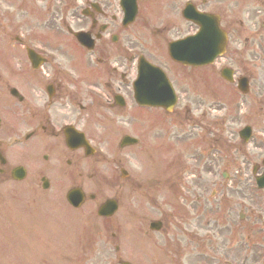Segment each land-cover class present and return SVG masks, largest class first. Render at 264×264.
<instances>
[{"label": "rangeland", "instance_id": "obj_1", "mask_svg": "<svg viewBox=\"0 0 264 264\" xmlns=\"http://www.w3.org/2000/svg\"><path fill=\"white\" fill-rule=\"evenodd\" d=\"M113 1L115 2L116 0ZM164 1L166 0H140L142 15L146 10V17H148L142 19H147L149 23H155L158 27L167 26L168 22L178 14V8L171 4L169 9L166 7L157 9V6ZM36 2L39 3L40 0H24L22 3L20 0H0L1 38L5 34L10 36L11 39L14 36H20L22 39L29 38L31 43L35 41L37 43L35 45L42 47V32L46 20L37 17L39 10H34L33 5ZM16 5L21 9L16 8ZM150 8L154 10V13L149 11ZM16 10L17 12H15ZM36 11L37 13H35ZM58 22L60 21L55 23L56 28ZM72 22L67 16L63 25L69 26L73 30H79L80 25L76 26ZM33 33L37 36H32ZM63 35L65 37L58 36L56 38L62 43L61 49L64 52L70 51L74 53L70 41L66 38L65 31H63ZM132 35H134V32ZM1 38V48L5 49ZM130 39H132V36ZM48 41L53 43L51 37L48 38ZM135 47L141 50L139 45L135 44ZM118 48L122 49L123 47L118 46ZM0 62L1 64L4 62V57H0ZM78 64L82 67L80 59H78ZM82 77L85 79L90 77V75L89 73H82ZM178 81V77L175 76V83L177 84ZM187 82L190 83L191 81L188 79ZM199 82L210 86L209 82L202 80H199ZM261 83L264 85L263 74ZM215 84V92L203 94L206 100H200L198 95H194L188 100L190 102L189 117L185 116L182 106L179 107L177 115H171L170 117L160 116L156 112H145V110L141 109H136L133 112L132 117L136 120V128H134V120H132L130 132L133 133L131 136L140 140L137 146L134 145L130 149L131 151L126 153L130 163V171L133 175H131L132 179L130 178L131 181L128 183L125 193L121 194L122 187L117 185V183H122V181L118 179L117 165L113 161L117 156L114 153L116 150H113V152L106 145L101 147V150L106 154V160H100L97 157L99 161H102V164L99 165L101 172H97L95 176L89 177L93 172L90 171L88 162H81L83 163L81 165L82 187L87 193L95 195V201H91L80 211L83 226L81 227L80 236L76 237L75 245L72 242V238L64 231L63 237L60 234L57 235L51 232L48 236L51 240L43 242V238L47 235V232H45L47 230L46 226L48 224L56 225L55 227L58 230L63 227L65 229L70 227L67 222L69 217L75 214L74 211L66 207L64 203H61L60 210H62V214L61 221H59V212L54 214L45 212L44 204L35 201L38 197H34V199L29 195H13L12 199L9 200L12 214L19 217L20 221L26 215L34 218V228L29 237L34 241L37 238L38 242H42L41 246L48 248V254L45 255L44 252L40 251L37 254H32L29 251L31 246H29L27 240L23 242L21 238H18L20 249L23 251V253H20L19 246L15 242L16 236L20 235L17 232L16 236L10 237V240L12 238L14 241L1 239V250L3 252L0 254V264H115L117 257L133 264H179L178 262L181 261L182 257L180 253L181 251L185 252V247L181 251L179 250V238L182 229L177 227V225L183 216L188 215L189 218V214L186 213L185 209L188 208V210L192 211V208H189L193 205L191 201L194 200L191 188L193 186L197 188L199 184L190 180L185 187L177 188V183H179L181 175H186L187 178H190L193 174V171L189 172L190 169H194L195 173L202 170L204 157L201 152L207 146L206 143H202V135L203 128L209 126V116L201 115V108L205 110L209 108L213 112L220 111L222 108V113L232 114L238 107L237 103H234L237 97L235 88L218 81ZM180 91L185 102V91L183 89H180ZM246 102L244 98H240L239 104L244 105ZM4 103L5 98L0 94V104ZM244 108L251 111L250 106L245 105ZM214 114L218 113L215 112ZM159 116L160 118L155 122L153 129V120ZM189 119H192V125L195 126L194 129L189 128V123L187 122ZM246 121L247 117L236 119L224 126L220 124V126L209 127L214 132L210 134V137H213L214 134L220 135L224 150L232 152L234 147L239 146V141L236 137L238 124ZM142 128L143 130H141ZM141 131L143 133L141 135L142 139L139 135ZM142 140L145 141L144 147ZM146 140H148V144ZM253 141L254 143L251 146H247L249 149L248 156L239 154L234 159L241 166L242 174H249L251 164L255 158V154L250 148L257 145L260 156L264 155V133L255 132ZM197 142H201V144L198 147H194ZM151 144H154L155 147ZM217 146L221 149V142ZM225 160L216 158L215 169L206 174L207 184L221 185L222 181L218 180L217 176L218 174L220 175V171L224 170L226 172L229 171L233 176L231 183L233 181L236 183L241 181L238 176L234 178V172H238L236 168L222 167V163ZM77 173L78 171L74 172V178H77ZM69 177L71 179L67 182V187L73 182L72 172H69L67 178ZM114 179H116V182ZM109 180H113V183H110ZM115 198L118 199L119 206L111 221L101 222L94 217L93 214L99 204L105 199ZM213 202L216 209L210 212L209 222L211 224L209 227L218 226V223L224 225L223 233L225 235L223 239L225 244L220 248L221 245L219 243L211 241L216 243V245L209 248L214 252H223V255H227V259H230L235 264L243 262L245 258L247 263L264 264V229L258 228L259 223L264 224V208L262 209L263 214L259 207H255L252 211L246 210L245 214L247 217H244L242 222H240L237 220L239 211H235V214L229 215V217L224 216L221 210L224 202H218V198ZM39 204H42L41 209ZM195 207L196 204L193 205V208ZM13 209H16L19 214L15 213ZM242 210L244 211L245 208H242ZM255 211L261 213L262 219L253 220L252 214ZM38 215L39 218H37ZM47 215H51V218H47ZM77 220L78 218H74V226L77 225ZM46 221H49L46 226L34 225L35 222L44 223ZM151 221H160L162 224L161 229L156 232L149 230L148 225ZM42 227H44L43 231ZM84 231L89 232L92 236L83 235ZM7 232L8 230H6L5 237L9 234ZM74 233L79 234L77 228H75ZM111 235H114V238ZM25 238L26 235L23 236V239ZM90 242H93L94 248L92 250L89 249ZM190 242L189 248L191 251ZM84 245L86 246L83 247ZM75 246L79 249V261L76 257ZM116 246L119 247L118 251L115 250ZM190 257H184V260H186L184 264H213L203 260L207 258L192 260V257ZM207 257L212 259V253L210 256L207 255Z\"/></svg>", "mask_w": 264, "mask_h": 264}, {"label": "flooded vegetation", "instance_id": "obj_2", "mask_svg": "<svg viewBox=\"0 0 264 264\" xmlns=\"http://www.w3.org/2000/svg\"><path fill=\"white\" fill-rule=\"evenodd\" d=\"M45 1L49 3L46 8L49 16L55 20L65 15L66 4L72 0ZM90 1L92 0H84L80 9L75 7L71 11L70 8L69 15L71 19L78 21L79 14L84 8L83 13L88 12L91 18V36H95L97 22L108 18L107 12L113 7L112 0ZM94 4L95 8L91 7ZM139 16L142 17V13ZM99 26L98 29L104 28L103 24ZM0 84H7V81L0 78ZM7 87L9 90V86ZM43 88L48 100L54 102V105L47 113L45 112V115L28 109L24 125L16 121V110L20 99L16 98L17 101L8 97L10 102L0 104V207L2 199L5 202L9 201L8 196L18 194L21 189V192L25 191L33 196L40 193L41 196L38 197L50 203L51 209L56 211V204L65 201L67 192L77 187L71 186L65 189L69 171H66L63 165L64 163L70 166L79 164L83 150L80 148L71 150L66 147V138L70 139V135H64L66 124L63 125L61 118H56L61 115L62 110L57 108L55 103L65 95V88L59 80L47 81ZM114 97L112 96L113 100ZM71 124L77 129L83 126L78 116H73ZM68 133L72 134L71 131ZM48 208L49 205L45 207V212ZM33 219L30 215H26L22 221L12 225L11 233L15 235L17 232L19 234L31 232L34 228ZM13 221H16L14 217ZM34 225L44 224L35 222Z\"/></svg>", "mask_w": 264, "mask_h": 264}, {"label": "water", "instance_id": "obj_3", "mask_svg": "<svg viewBox=\"0 0 264 264\" xmlns=\"http://www.w3.org/2000/svg\"><path fill=\"white\" fill-rule=\"evenodd\" d=\"M108 208H110V207H108Z\"/></svg>", "mask_w": 264, "mask_h": 264}]
</instances>
